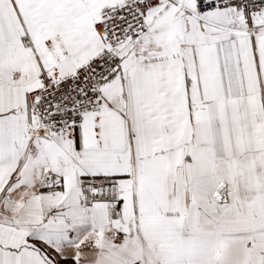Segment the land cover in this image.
Segmentation results:
<instances>
[{
	"label": "snow or ice",
	"instance_id": "obj_1",
	"mask_svg": "<svg viewBox=\"0 0 264 264\" xmlns=\"http://www.w3.org/2000/svg\"><path fill=\"white\" fill-rule=\"evenodd\" d=\"M0 264H264V0H0Z\"/></svg>",
	"mask_w": 264,
	"mask_h": 264
}]
</instances>
